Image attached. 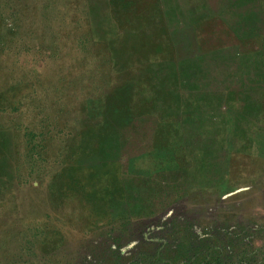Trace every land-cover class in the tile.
<instances>
[{
	"label": "rangeland",
	"instance_id": "1",
	"mask_svg": "<svg viewBox=\"0 0 264 264\" xmlns=\"http://www.w3.org/2000/svg\"><path fill=\"white\" fill-rule=\"evenodd\" d=\"M116 251L264 264V0H0V264Z\"/></svg>",
	"mask_w": 264,
	"mask_h": 264
},
{
	"label": "trees",
	"instance_id": "2",
	"mask_svg": "<svg viewBox=\"0 0 264 264\" xmlns=\"http://www.w3.org/2000/svg\"><path fill=\"white\" fill-rule=\"evenodd\" d=\"M111 252L114 253L113 250H111ZM121 255L122 254L120 252H117V251H116L115 255L110 254V264H123L124 262L126 264H152V263H154V261L160 260L162 258V253L158 252V251L151 253V255L149 257H144L142 260L139 259L140 254H137L138 256L136 258L134 257L135 259L133 258V256H131L127 260H126V258H127L126 256L125 257L123 256L124 258H122ZM120 259H121V261H120ZM122 259H125V260H122ZM214 259H215L216 263L219 262L218 258H214ZM181 260H182L181 262L183 264H189V262H190L189 258L185 257V255H183V258H181ZM104 261L105 260H103L101 263H97V264H104L103 263ZM84 264H86V263H84Z\"/></svg>",
	"mask_w": 264,
	"mask_h": 264
}]
</instances>
